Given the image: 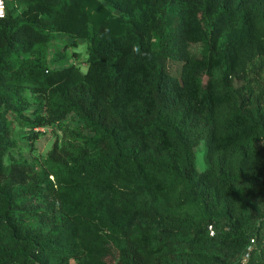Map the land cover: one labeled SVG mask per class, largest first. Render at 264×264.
<instances>
[{
	"label": "trees",
	"instance_id": "trees-1",
	"mask_svg": "<svg viewBox=\"0 0 264 264\" xmlns=\"http://www.w3.org/2000/svg\"><path fill=\"white\" fill-rule=\"evenodd\" d=\"M5 8L0 264H264V0ZM58 34L88 41L85 72L49 57ZM67 118L39 169L12 155L13 124L33 143Z\"/></svg>",
	"mask_w": 264,
	"mask_h": 264
},
{
	"label": "rangeland",
	"instance_id": "rangeland-1",
	"mask_svg": "<svg viewBox=\"0 0 264 264\" xmlns=\"http://www.w3.org/2000/svg\"><path fill=\"white\" fill-rule=\"evenodd\" d=\"M88 46L89 43L86 39L71 38L64 34H58L57 39L50 43L48 53L49 57H51L55 51L64 49L67 54L66 63L75 64L85 72L87 68ZM199 48L198 45L194 46L196 52L199 51ZM180 64V62L168 61L169 71L174 75H178ZM49 66L50 68H60L61 64L49 62ZM220 117H222V115ZM74 126V121L67 118L60 123L35 128L34 131H39V136L33 141V143H30L28 137L33 131L15 123L12 126V136L17 139L20 148L13 151L12 155H22L39 169L41 167V161L44 160L47 152L52 148L53 144L56 141L61 140L62 130ZM204 150L203 141L194 148L195 163L199 170H203L207 165L204 157ZM6 161H9L8 156H6Z\"/></svg>",
	"mask_w": 264,
	"mask_h": 264
},
{
	"label": "clouds",
	"instance_id": "clouds-1",
	"mask_svg": "<svg viewBox=\"0 0 264 264\" xmlns=\"http://www.w3.org/2000/svg\"><path fill=\"white\" fill-rule=\"evenodd\" d=\"M5 15L4 7H3V0H0V18H3Z\"/></svg>",
	"mask_w": 264,
	"mask_h": 264
},
{
	"label": "built area",
	"instance_id": "built-area-1",
	"mask_svg": "<svg viewBox=\"0 0 264 264\" xmlns=\"http://www.w3.org/2000/svg\"><path fill=\"white\" fill-rule=\"evenodd\" d=\"M5 2H6V0H3V7H4V12H5ZM251 242L253 243L254 241H253V239L251 240ZM251 248V247H250ZM247 255V254H246Z\"/></svg>",
	"mask_w": 264,
	"mask_h": 264
}]
</instances>
